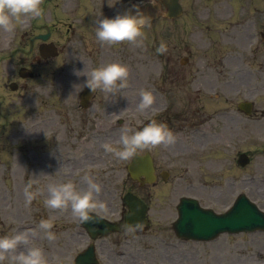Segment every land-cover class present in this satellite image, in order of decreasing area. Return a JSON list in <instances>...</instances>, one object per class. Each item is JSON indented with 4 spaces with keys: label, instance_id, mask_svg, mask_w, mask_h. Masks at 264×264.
I'll return each instance as SVG.
<instances>
[{
    "label": "flooded vegetation",
    "instance_id": "af4514ba",
    "mask_svg": "<svg viewBox=\"0 0 264 264\" xmlns=\"http://www.w3.org/2000/svg\"><path fill=\"white\" fill-rule=\"evenodd\" d=\"M83 1L44 0L41 16H26L16 22L18 26H26L23 33L19 34L18 28L14 33L0 28V150L4 137L17 135L31 140L28 143L31 144L29 152L34 150V144L38 146L33 141L35 138H43L46 144L44 149L59 151L66 144V134L78 136L83 123H104L125 110L126 99L116 100L113 94L103 93L99 89L92 92L87 87L78 92V89H73V84L82 83L86 78L84 74L92 67L108 61L123 62L130 71L129 45H101L95 37V22L101 13L114 16L138 0H86L90 5L82 4ZM235 1L240 13L245 11L246 15L236 31L222 33V41L229 44L231 49L218 52L211 71L210 68H206L204 73L193 68H175L168 72L166 67L159 66L151 67L154 72L148 73V68L143 67L140 73L142 86L151 84L156 88L152 105L166 108L162 115L145 119L143 125L155 119L165 122L177 134L179 125L199 120V115L193 113L191 108L196 100L192 97L193 93L196 97L202 92L208 97L211 94L225 97L227 90L233 92V83L227 81L226 74L233 73L234 67H239L240 73L248 67V74H264V0ZM215 4L214 10L221 11L225 0ZM80 9H85L84 15L78 12ZM86 23L90 30L84 32L83 27L88 26ZM249 44H254L250 50L247 48ZM40 48H43L42 55ZM144 50L143 44L137 47V53L147 58ZM171 58L169 56L167 60ZM150 63L158 65L159 61ZM77 70L79 76L75 74ZM255 89L258 90L257 87ZM187 90L188 93L185 92ZM207 120L203 119L202 122ZM68 121L74 125L68 127ZM226 127L223 126L224 129ZM178 144L176 138L170 148L176 151ZM51 154L53 158L49 165L52 166L55 153L52 151ZM46 165L47 162H43L42 166ZM63 176L60 173L55 183L63 181ZM164 180L161 176L158 179L166 183ZM173 192H176L175 187ZM13 232H16L15 229L3 227L1 235ZM35 241H40L38 234L31 236L30 243ZM63 243L62 235L38 244L49 258L59 257L63 264H67V258L75 252L80 242L77 240L74 243L71 252L66 250ZM26 247L21 245V249ZM5 264L9 262L6 260Z\"/></svg>",
    "mask_w": 264,
    "mask_h": 264
},
{
    "label": "clouds",
    "instance_id": "9594fccd",
    "mask_svg": "<svg viewBox=\"0 0 264 264\" xmlns=\"http://www.w3.org/2000/svg\"><path fill=\"white\" fill-rule=\"evenodd\" d=\"M155 4L157 0H148ZM144 0L132 3L122 12L114 16H105L103 13L95 22V37L101 45L116 44L122 41L134 42L137 45L143 43L144 29L151 27L152 16L144 12L141 5ZM42 0H0V28L14 33L15 21L23 16L39 17L43 14ZM168 45L161 41L157 47L160 53L166 52ZM80 75L79 70L75 72ZM86 77L82 83H74L73 89L82 91L87 87L95 92L99 89L103 93L115 94L117 90L126 88L129 84V67L120 61H108L90 69L84 74ZM77 92V94H78ZM140 109L146 108L153 102L151 91H141ZM176 136L172 129L165 122L155 119L145 123L143 127L126 125L121 129L119 146L105 142L101 145L105 152L112 153L119 161L130 160L139 150L160 144H173ZM87 188L81 190L72 179L59 183H52L47 186V196L44 199L46 207L59 209L61 211L70 208L72 214L83 224L90 221L92 213L96 209H104L106 203L97 198L101 192V185L92 178L86 171L82 177ZM42 188H34L30 181L24 185L25 205L30 206L32 201L42 192ZM55 217L41 218L38 228L48 240H55L56 233L53 230ZM142 223H126V233H136L142 230ZM36 234V229H25L13 233L0 235V264H63L59 257H52L46 254L44 248L36 243H30L31 236ZM21 245L27 247L21 249ZM19 249V250H18Z\"/></svg>",
    "mask_w": 264,
    "mask_h": 264
},
{
    "label": "rangeland",
    "instance_id": "374dc122",
    "mask_svg": "<svg viewBox=\"0 0 264 264\" xmlns=\"http://www.w3.org/2000/svg\"><path fill=\"white\" fill-rule=\"evenodd\" d=\"M181 2L184 5H187V8H189V6L191 5L190 9L193 10V11L187 10L186 16H184L185 19H188L187 23L185 24L184 34L189 35L188 30L192 28V23H193L192 20L193 21L198 20L200 22H204L205 23L204 26L208 25L210 29L213 30L217 29L218 32L220 29L222 30L213 12L214 9L213 6H210L207 11H204L203 0H181ZM82 4L90 5L89 2L86 0H84ZM78 12L83 14L85 13V9L83 10L80 9L78 10ZM190 18H192V20ZM20 19L15 21L16 28H18V32H20L23 27V26L18 27L16 23L19 22ZM89 30H90L89 25L87 27H83L84 32H87ZM191 30H197V29L193 28ZM179 37H181L180 34ZM197 37H198L197 35L192 36L193 39H197ZM136 59L138 60V58ZM133 60L134 59H132V61ZM226 76L232 78V82H234V79H236L237 84H239L237 78H235L234 75L232 76L230 74H226ZM132 93L133 92L129 93V95ZM129 101H132V99L130 98ZM131 105H135V104L133 103ZM216 108L218 107H212L210 111L213 112V110ZM208 114L209 113H207V115ZM139 116H141V114H139ZM72 124L74 123L69 122L67 126L69 127ZM129 124L139 128L140 123H138L137 119L131 117V121H127L124 127ZM211 124H213V122H211ZM223 124L224 126L229 125V123H223ZM13 140L14 138H8L3 140V151L0 154V219L3 222V225L8 227H11V225L13 226L17 225L18 224L17 220L22 219L26 213L28 212L31 213L32 210L31 205L30 206L25 205V197L23 192L24 185L28 183L27 182V176L29 174L28 170L33 169L35 171L33 173H35L39 178H43V176L37 172L38 167L35 165L36 161L33 162L31 160L32 161L31 162L28 155L26 154H21V153L13 154L11 153L12 152L11 149H5L6 146H11L10 142ZM257 141L258 144L262 146V144H264V137H260ZM18 142H20L19 145H16L14 147L20 146L21 140H19ZM77 145L78 143L74 144V146ZM169 146L171 145L160 144L157 145L156 147L159 152L164 153L167 151V148ZM139 151H143V150H139ZM110 155L113 159L111 160V163L116 164L117 159L113 156L112 153H110ZM232 156L233 155H229L230 158L229 157L228 158L231 159ZM255 159L256 162L260 164L262 163V161L259 160L257 156H255ZM202 161H204V159L202 160L201 158L200 163H202ZM12 162L13 164L19 165L20 172H17L16 169L13 170L12 172L8 171V168H10ZM126 162L127 161L121 162L122 167L125 166ZM181 163H186V162H181ZM98 165L99 168L95 170L97 174L95 176H92V178L101 185V192L97 194V198L101 201H104L106 204L109 202L110 203L109 209L117 213L120 208V203H119L120 201L118 200L119 198L117 197V195L115 199L113 198L115 192L118 193V191L120 190L124 191L125 188H120L119 186L112 187V185H105L107 180L103 178L101 179L99 176V171L101 170L102 168L101 166H103V164L98 161ZM200 166L202 167V164H200ZM231 169L233 168L226 169L227 174L230 173ZM86 171L90 174L89 169H84L83 175ZM202 171L204 174V178L207 182H218V183L221 182L223 171L212 170L209 172L208 176H205V172H206L205 169L202 168ZM55 173L56 172H54V174ZM123 176H125L124 172H123ZM45 178L47 179V176ZM50 178L52 179L51 176ZM189 179L190 176H187L186 180L180 183L179 193H181L182 191L186 192V190H188L185 185H187ZM42 182L43 179L41 180V182H39L38 180V183L36 182V184H33V187L34 186L39 187V185H41L40 188H42V185L44 184ZM45 184L46 186H44V189L45 188L47 189L48 183ZM86 188H87V184L85 181H83V186L81 190H84ZM189 190L191 191L192 189ZM219 190L220 188H217L216 192L214 190L213 191L208 190L206 193L205 190L196 186V190H192V191L194 195L201 198L200 202L202 203V205L204 204L210 206L216 209V211L218 210L223 211L226 206H229V204L232 203L234 196H232V194L225 195V193H220ZM106 191L110 192L108 196L105 194ZM248 193L253 199H255L260 204V207L264 208V193L259 192V194H255V192L251 190ZM38 203H39L38 199L32 201V204L36 205L35 207L36 209L34 210L35 213L37 214L36 216L38 217L42 216V218H48L47 214L44 215L39 214ZM151 203L153 205L152 211H154L156 215L160 214L158 213V211H161L163 213L162 219H156V220L162 223L163 226H165V230L163 234H159L161 235V237H157V238L153 237L155 239H151V235L148 233L146 235L137 236L135 241H133L132 239V236L134 237V233H130L131 238L127 240L128 242L125 247L124 246L115 247V249L118 250L119 249L126 250L127 257H128V253H130L131 257L130 260L128 261L131 264H153L157 260L163 261L166 264H173V263L174 264H264V232L260 233L259 231H256L245 235L242 234L222 235L219 236L217 242L213 244L190 243L191 245L189 244L188 246L179 245L178 243L175 242V239H173L174 238L173 233L169 229L171 222L174 221L175 219V214H174L175 203H171L169 204V206H166L165 210L159 207V204L164 206V203H159V201L156 199L153 200ZM96 210L103 212V209H96ZM64 213H66L65 221H62V219L59 221L55 220L53 230L58 231V229H61L62 227H74L77 225L78 218L72 214L70 208L65 209ZM21 215L23 216L21 217ZM154 215L155 214H153L152 216ZM50 216L52 217L53 215H51L50 213ZM167 243H174V246L171 245L167 246ZM107 253L110 258H118L113 256L109 250Z\"/></svg>",
    "mask_w": 264,
    "mask_h": 264
},
{
    "label": "water",
    "instance_id": "95a60500",
    "mask_svg": "<svg viewBox=\"0 0 264 264\" xmlns=\"http://www.w3.org/2000/svg\"><path fill=\"white\" fill-rule=\"evenodd\" d=\"M185 211L187 212L188 209L185 208V209H184V212H185ZM243 211H244V210H243ZM244 213H246V212H243V214H244ZM246 214H247V213H246ZM183 215H184L185 217L182 218V224H181V226H186V225H187V224L185 223V221H186V219H188L189 217H190V218L192 217V218H191V219H192V220H191L192 223H194V221H197V218H198L195 214H193V216H191L189 213H184ZM247 215H249V214H247ZM230 216H231V215H230ZM230 216L228 215V217H225V218L221 219L220 223H218L217 220H214L213 222L209 221V223H210V225H212V226H213V225H215V226H217V227L220 226L222 229H223V228H225V229H226V228L229 229V227L233 228V227H236V226H237V227H239V226L242 227V226H243L242 224L239 225V226H238V224H236V223L234 224V220L231 219V218H229ZM232 216H233V215H232ZM226 218H227V219H226ZM228 218H229V219H228ZM203 221H204V220H203ZM203 221H202V223H203ZM202 229H203V227H202Z\"/></svg>",
    "mask_w": 264,
    "mask_h": 264
}]
</instances>
